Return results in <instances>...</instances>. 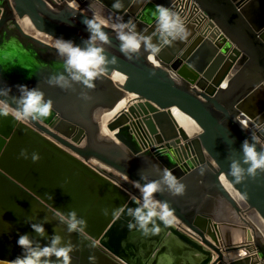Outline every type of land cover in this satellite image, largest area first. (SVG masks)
<instances>
[{
	"label": "water",
	"instance_id": "95a60500",
	"mask_svg": "<svg viewBox=\"0 0 264 264\" xmlns=\"http://www.w3.org/2000/svg\"><path fill=\"white\" fill-rule=\"evenodd\" d=\"M116 2L0 0V91L11 89L0 99L17 107L18 86L25 85L54 102L51 115L38 122L0 117V259L20 254L16 241L28 234L34 244L59 235L62 243L78 245L72 264H224L223 255L227 264H264V235L249 217L264 224V173L242 184L228 174L233 160L248 167L245 139L251 143L255 134L257 151H264V0H186L183 6L120 0L118 10ZM157 5L181 17L186 39L161 33ZM94 14L109 37L107 44L96 41L109 63L89 90L71 80L65 58L41 37L85 48L90 33L83 21ZM23 19L33 34L22 29ZM129 20L161 48L159 55L149 59L142 43L131 60L125 57L113 26ZM59 74L71 84L67 91L47 83ZM81 91L92 100H82ZM172 109L198 132L189 136ZM34 152L41 157L36 163ZM164 168L186 193L172 196L164 186L155 194L175 219L167 226L157 221L159 234L146 236L128 227L127 209L141 200L135 183L160 180ZM114 209L119 217L111 215ZM72 211L87 220L83 234L70 233L57 215ZM31 224H42L45 234Z\"/></svg>",
	"mask_w": 264,
	"mask_h": 264
},
{
	"label": "clouds",
	"instance_id": "9594fccd",
	"mask_svg": "<svg viewBox=\"0 0 264 264\" xmlns=\"http://www.w3.org/2000/svg\"><path fill=\"white\" fill-rule=\"evenodd\" d=\"M112 7L118 10L122 7V3L117 0ZM154 15L159 22V29L162 34L166 33L172 36L173 39L179 35L180 40L186 39L189 35L181 17L170 8L157 5ZM83 23L90 33L86 42L87 47L81 48L74 45L72 41L62 38L54 39L53 47L61 57L65 58V71L71 77V80L80 82L87 89L92 90L95 88L94 82L101 79L104 73L108 71L105 66L109 63L104 54V49L96 46V41L105 44L110 41L108 34L103 30V22L97 20L95 14L91 19H85ZM129 25H131V28L128 32H125L124 29L129 28ZM113 27L117 30L118 39L121 41L120 50L128 60L132 59L129 53L139 51L142 43L150 50L149 59L160 54L161 48L153 45L150 37L140 36L134 31L136 26L131 20ZM165 43H168V41L166 40ZM117 62V59L113 57L111 63L115 65ZM47 83L58 86L65 91L71 87L68 78L63 74L50 77ZM18 89L21 95L18 99L14 98L17 107L13 108L7 101L0 99V117L7 118L11 116L17 121L38 122L47 119L51 115L54 102L50 98L46 100L42 90L39 88L29 89L25 85L18 86ZM10 92L11 89L7 87L0 91V96H7ZM80 98L84 101L92 100L88 91H81ZM252 126L255 127V124L253 123ZM247 127L248 125H244L242 129ZM251 139L253 141L251 143L247 139L242 143L243 164L248 165V167H242L240 161L237 160H233L230 165L228 174L236 184H242L249 177L255 179L258 173H264V151H257L259 140L255 134L252 135ZM26 151L22 150L20 153L24 159H28ZM40 158V155L34 152L31 159L33 163H36ZM205 168L206 166H201L200 175L205 174ZM141 179L147 181L146 176L142 175ZM135 186L140 192L141 200L137 202L138 206L135 208L130 207L127 209V215L132 218L128 227L130 229L137 228L146 236L149 234L157 235L161 231L160 224L157 221L167 226L173 223L175 217L174 210L169 203L157 200L155 194H162L165 190L164 186H167V191L172 196H183L186 193L187 186L168 168L163 169V176L160 180L148 181L143 185L136 182ZM48 198L51 199V196L48 195ZM103 214L109 215V210L104 209ZM57 215L67 224L70 233L83 234L85 232L87 220L77 218L75 211L70 212L67 217L59 212H57ZM111 215L119 217L120 209H114ZM30 226L40 236L45 234V228L42 224H31ZM16 243L21 249L20 254L10 260L0 259V264H72V253L78 250V245L62 243V238L59 235H54L48 244L40 245L39 243L34 244L28 234H20ZM53 257H55V260L52 259ZM89 259L94 261L95 258L90 256Z\"/></svg>",
	"mask_w": 264,
	"mask_h": 264
},
{
	"label": "bare ground",
	"instance_id": "6f19581e",
	"mask_svg": "<svg viewBox=\"0 0 264 264\" xmlns=\"http://www.w3.org/2000/svg\"><path fill=\"white\" fill-rule=\"evenodd\" d=\"M19 24L25 32L31 33V34L34 33L31 25L29 24V22L26 19L19 21ZM42 38L47 43L53 45V43H54L53 39H50V38L45 37V36H42ZM172 114H173V117L175 118L177 124L181 128H183L189 136L195 135L198 132L197 126L189 117H187L186 115L177 111L176 109H172ZM241 120L244 124H246V125L249 124L248 121L245 120L244 118H242ZM232 194H233V196H235L234 193H232ZM235 198L237 199L238 202H240L236 196H235ZM249 217L257 225V227L261 230L262 234L264 235V224L255 215H249Z\"/></svg>",
	"mask_w": 264,
	"mask_h": 264
},
{
	"label": "crops",
	"instance_id": "0c3cea01",
	"mask_svg": "<svg viewBox=\"0 0 264 264\" xmlns=\"http://www.w3.org/2000/svg\"><path fill=\"white\" fill-rule=\"evenodd\" d=\"M213 260H214V259H213ZM222 263L227 264V259H226V256H225V255H223Z\"/></svg>",
	"mask_w": 264,
	"mask_h": 264
},
{
	"label": "built area",
	"instance_id": "2783aa9c",
	"mask_svg": "<svg viewBox=\"0 0 264 264\" xmlns=\"http://www.w3.org/2000/svg\"><path fill=\"white\" fill-rule=\"evenodd\" d=\"M177 1L179 2V5H182V6H183L182 3L186 2V0H177Z\"/></svg>",
	"mask_w": 264,
	"mask_h": 264
},
{
	"label": "rangeland",
	"instance_id": "374dc122",
	"mask_svg": "<svg viewBox=\"0 0 264 264\" xmlns=\"http://www.w3.org/2000/svg\"><path fill=\"white\" fill-rule=\"evenodd\" d=\"M42 38V37H41ZM43 39V38H42Z\"/></svg>",
	"mask_w": 264,
	"mask_h": 264
}]
</instances>
